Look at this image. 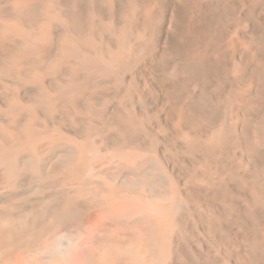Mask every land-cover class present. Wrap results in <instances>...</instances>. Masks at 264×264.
<instances>
[{"label":"bare ground","instance_id":"6f19581e","mask_svg":"<svg viewBox=\"0 0 264 264\" xmlns=\"http://www.w3.org/2000/svg\"><path fill=\"white\" fill-rule=\"evenodd\" d=\"M0 264H264V0H0Z\"/></svg>","mask_w":264,"mask_h":264}]
</instances>
